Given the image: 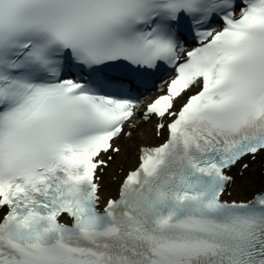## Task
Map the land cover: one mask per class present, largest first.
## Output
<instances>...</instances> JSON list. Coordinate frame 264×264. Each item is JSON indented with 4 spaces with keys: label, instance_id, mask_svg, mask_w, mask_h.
<instances>
[{
    "label": "snow or ice",
    "instance_id": "1",
    "mask_svg": "<svg viewBox=\"0 0 264 264\" xmlns=\"http://www.w3.org/2000/svg\"><path fill=\"white\" fill-rule=\"evenodd\" d=\"M0 264H264V0H0Z\"/></svg>",
    "mask_w": 264,
    "mask_h": 264
}]
</instances>
